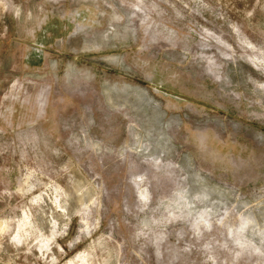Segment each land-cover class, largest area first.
Wrapping results in <instances>:
<instances>
[{
  "label": "rangeland",
  "instance_id": "374dc122",
  "mask_svg": "<svg viewBox=\"0 0 264 264\" xmlns=\"http://www.w3.org/2000/svg\"><path fill=\"white\" fill-rule=\"evenodd\" d=\"M0 224V264H264V0H0Z\"/></svg>",
  "mask_w": 264,
  "mask_h": 264
},
{
  "label": "bare ground",
  "instance_id": "6f19581e",
  "mask_svg": "<svg viewBox=\"0 0 264 264\" xmlns=\"http://www.w3.org/2000/svg\"><path fill=\"white\" fill-rule=\"evenodd\" d=\"M114 62H115V61H114ZM3 228H4L3 225L0 224V230H2Z\"/></svg>",
  "mask_w": 264,
  "mask_h": 264
}]
</instances>
